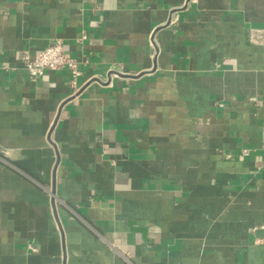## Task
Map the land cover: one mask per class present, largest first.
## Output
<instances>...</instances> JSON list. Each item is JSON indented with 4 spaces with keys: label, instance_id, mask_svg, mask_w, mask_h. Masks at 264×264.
Segmentation results:
<instances>
[{
    "label": "crops",
    "instance_id": "crops-1",
    "mask_svg": "<svg viewBox=\"0 0 264 264\" xmlns=\"http://www.w3.org/2000/svg\"><path fill=\"white\" fill-rule=\"evenodd\" d=\"M253 29L264 0H0V264H264ZM57 40L81 74L31 78Z\"/></svg>",
    "mask_w": 264,
    "mask_h": 264
},
{
    "label": "built area",
    "instance_id": "built-area-1",
    "mask_svg": "<svg viewBox=\"0 0 264 264\" xmlns=\"http://www.w3.org/2000/svg\"><path fill=\"white\" fill-rule=\"evenodd\" d=\"M252 39L256 42L264 41V30L253 29ZM22 62L33 79L39 78L47 70H59L65 67L71 69L74 78L81 74L78 61L65 50L64 44L59 40L39 51L35 57L25 54ZM244 152L248 154L247 149Z\"/></svg>",
    "mask_w": 264,
    "mask_h": 264
}]
</instances>
